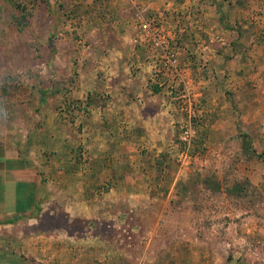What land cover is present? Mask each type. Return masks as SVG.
Here are the masks:
<instances>
[{"label": "crops", "instance_id": "0c3cea01", "mask_svg": "<svg viewBox=\"0 0 264 264\" xmlns=\"http://www.w3.org/2000/svg\"><path fill=\"white\" fill-rule=\"evenodd\" d=\"M75 2L64 1L61 7L68 11L67 4L75 6L71 13L85 41L76 51L71 46L77 56L76 79H47L43 90L33 93L32 104L11 114L4 125L6 138L0 139V233L18 245L11 260L24 255L66 262L71 250L64 243L54 245L62 244L69 227L92 229L99 217L111 213L112 220L133 210L143 217L153 210L162 213L168 201L163 196L172 194L177 171H182L170 156L181 115L179 94L186 86L195 98L211 93L210 77L194 78L201 49L195 46L191 12L200 2ZM245 2L223 0L228 9ZM137 9L158 19L167 36L166 50L176 53L180 77L164 65L163 50L152 47L146 32L137 29ZM62 13L55 18L67 15ZM240 44L236 50L242 55ZM202 50L208 62L210 48ZM213 111V117H223V100ZM216 123L211 129L222 147L223 125Z\"/></svg>", "mask_w": 264, "mask_h": 264}, {"label": "rangeland", "instance_id": "374dc122", "mask_svg": "<svg viewBox=\"0 0 264 264\" xmlns=\"http://www.w3.org/2000/svg\"><path fill=\"white\" fill-rule=\"evenodd\" d=\"M51 1L44 5L27 0L21 10L15 5L23 0H0V139L6 138L4 125L11 114L32 104L33 93L43 90L47 79L58 83L56 77L64 76L70 82L78 75L75 49L84 47L85 41L77 31V16L71 13L76 8L69 6L76 0ZM64 1L70 3L68 11L62 10ZM244 1L228 9L223 0H197L200 3L191 12L195 46L201 49L194 78L210 77L211 93L195 98L189 87L196 133L189 152H198L200 160L177 171L174 191L163 196L168 200L165 210H153L146 217L133 210L123 221L112 220L111 213L99 217L92 229L69 227L62 234L67 238L54 245L64 243L71 250L66 262L24 255L11 260L18 245L0 233V254L6 253L5 258L0 255V264H264V157H249L242 150V135L247 134L252 148L264 155V0ZM61 12L67 15L55 18ZM147 16L160 25L155 16ZM240 43L242 55L236 50ZM204 45L210 48L208 62L201 57ZM183 91L175 151L170 153L177 165V154L184 148L179 136L187 120ZM222 100L223 117H213L214 105ZM215 120V126L223 125L222 147L211 129ZM237 182L244 185L241 196L226 194V188ZM180 202L184 206L178 210Z\"/></svg>", "mask_w": 264, "mask_h": 264}, {"label": "built area", "instance_id": "2783aa9c", "mask_svg": "<svg viewBox=\"0 0 264 264\" xmlns=\"http://www.w3.org/2000/svg\"><path fill=\"white\" fill-rule=\"evenodd\" d=\"M143 10H138L134 14L135 24L137 29L141 32H146V36L148 40L151 42L152 47L156 49H161L162 56L164 57L163 63L167 69H169L172 73L176 76L180 77L181 73L178 71L177 67V58L176 53L172 51H167L165 48V44L167 42V36L161 30L160 25H157L154 19H151L147 15L143 13ZM190 88L185 87L183 94L181 95L182 98H185L186 105L184 108L187 113V120L184 125H182L181 133H180V140L184 145V148L179 151L177 154V162L179 163V170H181L184 166H186L190 161H199L200 157L198 152L197 153H190L192 139L195 137V128L192 122V117L194 116L195 112L193 109V102L194 98L190 96L189 92Z\"/></svg>", "mask_w": 264, "mask_h": 264}, {"label": "trees", "instance_id": "16d2710c", "mask_svg": "<svg viewBox=\"0 0 264 264\" xmlns=\"http://www.w3.org/2000/svg\"><path fill=\"white\" fill-rule=\"evenodd\" d=\"M24 2H18V3H16V7L18 8V9H21V10H25V1H27V0H23ZM29 2L32 4V3H35V2H37V3H44V5L46 4L47 5V0H29ZM72 103V102H71ZM242 139H243V143H242V150L244 151V153H246V154H248L249 155V157L250 156H256V157H259V158H261V157H264V155H263V153H257L256 151H255V149H253L252 148V143H251V141H250V139H249V136L247 135V134H243L242 135ZM206 180H208V181H206ZM206 182V185L207 186H209V179H205L204 180V183ZM216 184V182L214 183H212L211 184V187H214V185ZM244 188V185H242V184H240V183H234L233 185H231L230 187H227L226 188V194H228V195H233V196H241V193H242V191L244 190L243 189ZM120 218H123V219H125L126 217H124L123 215H122V217H120Z\"/></svg>", "mask_w": 264, "mask_h": 264}]
</instances>
